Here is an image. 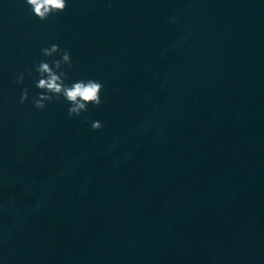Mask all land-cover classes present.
Wrapping results in <instances>:
<instances>
[{
    "label": "water",
    "instance_id": "1",
    "mask_svg": "<svg viewBox=\"0 0 264 264\" xmlns=\"http://www.w3.org/2000/svg\"><path fill=\"white\" fill-rule=\"evenodd\" d=\"M165 3L68 0L40 21L25 0H0V264H116ZM51 44L71 53L67 83L104 85L99 107L34 108L35 63L60 58L41 55Z\"/></svg>",
    "mask_w": 264,
    "mask_h": 264
},
{
    "label": "clouds",
    "instance_id": "2",
    "mask_svg": "<svg viewBox=\"0 0 264 264\" xmlns=\"http://www.w3.org/2000/svg\"><path fill=\"white\" fill-rule=\"evenodd\" d=\"M32 14L40 21H46L50 16L59 14L66 10L68 0H25ZM41 55L50 58L59 55V59H53L51 63L47 59H41L34 65L37 74L34 77V86L40 91L32 97V104L37 110H44L47 103L63 98L69 105L67 115L69 118L80 116L89 110V106L99 107L102 103L101 93L104 85L99 80L81 79L67 83L68 72L74 67L71 53L67 49H61L58 44H51L41 49ZM32 76L30 70L27 73ZM25 73L21 72L15 79L16 84H23ZM29 99L28 88L22 89L19 103L23 105ZM87 122V118H85ZM91 128L94 131L101 130L103 124L93 121Z\"/></svg>",
    "mask_w": 264,
    "mask_h": 264
}]
</instances>
